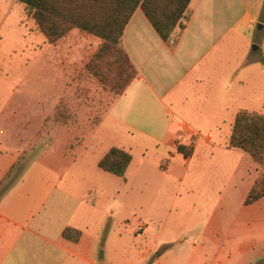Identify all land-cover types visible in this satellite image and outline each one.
I'll use <instances>...</instances> for the list:
<instances>
[{"label": "crops", "instance_id": "0c3cea01", "mask_svg": "<svg viewBox=\"0 0 264 264\" xmlns=\"http://www.w3.org/2000/svg\"><path fill=\"white\" fill-rule=\"evenodd\" d=\"M16 3L0 0V28L16 14ZM263 5L264 0H192L190 18L175 31L174 45L160 38L140 7L124 30V46L138 75L111 104L109 124L124 131L110 130L109 139L144 138L170 152L164 172L176 182L178 205L172 209L186 220L168 264H251L264 254V197L244 203L259 167L246 152L228 146L239 110L264 113ZM142 117L144 123L137 122ZM188 130L196 136L189 137ZM178 146L187 155L177 152ZM133 148L132 141L131 156ZM106 151L92 165L96 170ZM18 155L0 129V181ZM65 158L63 168L55 166L57 160L32 161L0 191V264L134 263L139 255L130 258L125 247L118 258L104 256L103 231L111 219L96 217L99 187L94 186L92 198L89 188L71 189L68 183L81 180L84 172ZM161 158L167 159L160 155L156 168ZM133 165L132 156L126 180ZM121 222L123 228L133 225L128 218ZM66 228L79 231L78 239L65 236ZM141 229L146 233L149 225L142 221ZM125 231L117 235L122 238ZM152 245L140 255L150 257ZM153 256L163 264L160 251Z\"/></svg>", "mask_w": 264, "mask_h": 264}, {"label": "rangeland", "instance_id": "374dc122", "mask_svg": "<svg viewBox=\"0 0 264 264\" xmlns=\"http://www.w3.org/2000/svg\"><path fill=\"white\" fill-rule=\"evenodd\" d=\"M15 7L16 14L0 28V129L19 155L17 167L2 182L0 191L17 181L32 161L45 164L57 160L55 166L63 168L66 155L84 172L81 180L68 183L71 189L89 188L87 197L92 198L94 186L99 187L96 217L111 219L110 227L104 225V256L118 258L125 247L130 258L139 255L132 264H158L153 254L160 251L163 264H168L175 256V242L183 238L180 226L186 220L185 214L172 209L177 204L176 182L164 172L166 161H171L170 152L148 139L132 140L134 165L125 182L92 166L112 144L126 150L132 146L131 140L109 139L110 130L124 131L119 124H109V110L119 96L117 85L126 74L121 80L89 69L87 64L99 48L100 38L72 29L49 43L24 6L18 2ZM142 120L144 123L143 117L137 122ZM144 146L146 151L141 150ZM160 155L167 159L161 158L156 168ZM200 156L206 157L205 152ZM127 218L133 225L123 228L121 221ZM165 219L164 232L155 238ZM142 221L149 225L146 233L141 229ZM119 229L125 231L122 238L117 235ZM151 242L154 253L142 257L145 245ZM255 259L251 264H264V254Z\"/></svg>", "mask_w": 264, "mask_h": 264}, {"label": "trees", "instance_id": "16d2710c", "mask_svg": "<svg viewBox=\"0 0 264 264\" xmlns=\"http://www.w3.org/2000/svg\"><path fill=\"white\" fill-rule=\"evenodd\" d=\"M24 6L37 28L49 43H55L72 29L94 35L101 44L87 66L97 75H110L123 79L117 85L121 95L138 71L123 42L126 25L135 10L140 7L160 38L174 45L176 30L184 29L190 18L192 0H17ZM264 13V5L262 8ZM230 148L246 152L260 167L259 174L251 186L244 203L249 204L264 197V113L239 110L231 128L228 140ZM177 152L187 155L182 146ZM132 156L124 148L112 146L98 161V167L125 181L126 171ZM15 162L0 181L7 178L17 167ZM64 235L75 240L80 232L70 228Z\"/></svg>", "mask_w": 264, "mask_h": 264}, {"label": "built area", "instance_id": "2783aa9c", "mask_svg": "<svg viewBox=\"0 0 264 264\" xmlns=\"http://www.w3.org/2000/svg\"><path fill=\"white\" fill-rule=\"evenodd\" d=\"M188 135H189V137H194V136H196V133H193V131H190V130H188Z\"/></svg>", "mask_w": 264, "mask_h": 264}, {"label": "water", "instance_id": "95a60500", "mask_svg": "<svg viewBox=\"0 0 264 264\" xmlns=\"http://www.w3.org/2000/svg\"><path fill=\"white\" fill-rule=\"evenodd\" d=\"M259 26H261V25H259ZM254 48H256V46H254Z\"/></svg>", "mask_w": 264, "mask_h": 264}]
</instances>
